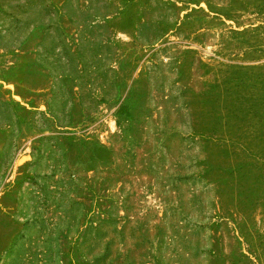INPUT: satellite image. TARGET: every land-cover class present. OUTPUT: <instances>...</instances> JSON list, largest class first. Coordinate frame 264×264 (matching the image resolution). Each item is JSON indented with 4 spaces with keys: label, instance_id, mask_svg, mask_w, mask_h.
<instances>
[{
    "label": "rangeland",
    "instance_id": "1",
    "mask_svg": "<svg viewBox=\"0 0 264 264\" xmlns=\"http://www.w3.org/2000/svg\"><path fill=\"white\" fill-rule=\"evenodd\" d=\"M0 264H264V0H0Z\"/></svg>",
    "mask_w": 264,
    "mask_h": 264
}]
</instances>
